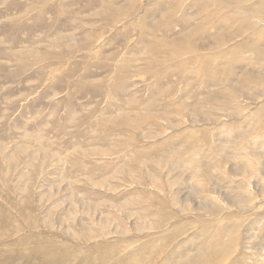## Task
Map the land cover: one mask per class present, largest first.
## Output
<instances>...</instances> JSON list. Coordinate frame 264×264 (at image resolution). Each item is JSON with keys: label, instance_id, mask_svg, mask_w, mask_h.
<instances>
[{"label": "rangeland", "instance_id": "rangeland-1", "mask_svg": "<svg viewBox=\"0 0 264 264\" xmlns=\"http://www.w3.org/2000/svg\"><path fill=\"white\" fill-rule=\"evenodd\" d=\"M262 20L264 0H0V264H191L216 229L264 253Z\"/></svg>", "mask_w": 264, "mask_h": 264}, {"label": "bare ground", "instance_id": "bare-ground-1", "mask_svg": "<svg viewBox=\"0 0 264 264\" xmlns=\"http://www.w3.org/2000/svg\"><path fill=\"white\" fill-rule=\"evenodd\" d=\"M215 231L218 233L220 232V235L218 237L216 236L206 237V239L203 241V243L199 247L196 258L191 262V264H221L223 262H227V264H264L263 258H262L264 253H259V255L257 256L252 255L251 254L252 252L247 253L249 249L248 243L242 244L239 250L236 249L238 250V254L236 257H233V258L228 257V255L230 256V254H228L227 252L229 248L228 249L226 248L225 244L221 242L220 238L224 236L225 234H227L229 230L225 231V229H221L220 231H218V229H216ZM232 250L233 249L231 248V251ZM147 251H148V247L140 246L137 249V251H135L136 253L133 254V257L129 261L133 262V264H139L140 262L136 261V259H134L135 257L140 256V255L144 256V254L146 253L149 254L150 256H155L153 255V253H151L150 250L149 252ZM152 264H156V262L154 261Z\"/></svg>", "mask_w": 264, "mask_h": 264}]
</instances>
